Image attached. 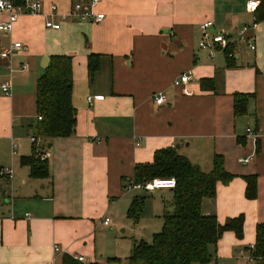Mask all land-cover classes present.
Listing matches in <instances>:
<instances>
[{
	"label": "crops",
	"instance_id": "0c3cea01",
	"mask_svg": "<svg viewBox=\"0 0 264 264\" xmlns=\"http://www.w3.org/2000/svg\"><path fill=\"white\" fill-rule=\"evenodd\" d=\"M40 1L44 15L50 5L60 15L82 0ZM248 1L106 0L97 7L105 15L98 24L56 16L60 29L52 30L45 28L44 15L21 16L10 33L0 32V53L21 44L9 59L0 57V168L12 171L9 180L0 177V264H61L64 251L90 264H126L101 258L97 234L115 227L114 216L129 220L131 201L122 179L131 180L134 167L150 163L163 148L175 149L205 173L214 155L223 157L235 178L217 184L216 197L202 201L201 213L220 224L244 215L243 239L224 233L215 261L247 260L255 227L264 224V21L246 34L255 46L251 51L237 34L255 23ZM207 21L211 32L230 37L233 67L227 66L225 49L199 47V27ZM91 54L100 56V64L90 82ZM54 55L72 58L75 133L41 139L38 149L49 154V176L33 179L20 158L31 154L36 81ZM184 74L190 80L173 86ZM202 79L213 80L214 90L202 91ZM2 84L11 86V96L2 93ZM159 93L166 96L161 106L153 101ZM236 93L252 95L243 117L233 113ZM246 158L250 162L242 164ZM248 175L257 176L255 200L244 197L242 177ZM106 218L108 226L102 225Z\"/></svg>",
	"mask_w": 264,
	"mask_h": 264
},
{
	"label": "trees",
	"instance_id": "16d2710c",
	"mask_svg": "<svg viewBox=\"0 0 264 264\" xmlns=\"http://www.w3.org/2000/svg\"><path fill=\"white\" fill-rule=\"evenodd\" d=\"M254 12V22L264 21V0ZM225 48L228 67H233L231 52ZM100 56L91 54L86 60L87 77L91 82L99 70ZM72 58L54 55L49 58L48 66L36 81V121L33 137L41 139L69 138L74 135L77 111L72 104ZM202 91L214 90L210 79L200 81ZM252 95L236 93L233 95V113L243 117ZM36 146L32 144L31 154L20 158V165L29 168L33 179H46L49 176L47 160H41ZM235 177L224 168V160L214 155L212 169L203 172L173 148L156 151L150 163L134 167L129 181L122 179V190L131 184H142L154 179L174 180L172 192L173 212L163 214L161 231L152 237L151 243L134 242L126 264H209L214 261L217 242L226 232L234 234L238 240L244 235V215L229 218L224 224L218 223L215 216L201 213L204 199L216 197L217 184L228 185ZM244 197L255 200L257 197V176H243ZM125 183V184H124ZM145 197H133L126 211V217L137 223L145 204ZM252 264H264V224L255 227L253 249H247ZM118 262L119 259H109ZM61 264H81L71 256L62 255Z\"/></svg>",
	"mask_w": 264,
	"mask_h": 264
},
{
	"label": "built area",
	"instance_id": "2783aa9c",
	"mask_svg": "<svg viewBox=\"0 0 264 264\" xmlns=\"http://www.w3.org/2000/svg\"><path fill=\"white\" fill-rule=\"evenodd\" d=\"M106 0H82L78 2H74L67 13L65 14H57V7L55 5H50L49 7V14L44 15V3L40 0H0V32L2 33H10L13 29V25L17 22L19 17L21 16H39L44 15L45 22L44 26L46 29H52V30H59L60 25L56 24L54 22V18L58 16L62 22H68V21H75V22H86L91 24H98L101 23L105 19V15L102 12H99L97 10V7ZM259 5V2L257 0H250L248 1L246 5V11L250 13H254ZM3 19V20H1ZM200 31H201V40L199 42V47L201 49H208V48H214L219 47L221 49H225L229 46L231 43L230 37L221 32H211V28H213V24L210 21L204 22L200 25ZM256 28V23H254L251 26H243L238 31V37L240 40H244L251 51H254L255 46L252 45L248 38H246V34L250 30H254ZM21 48L20 43H14L12 47L7 50L0 53V57L4 59H9L13 50H17ZM21 69H25L23 66ZM8 70L10 74L12 73V69L9 66ZM190 80V76L188 74H184L181 77L175 79L173 81V86L179 87L184 84H186ZM2 93L6 96H11V86L9 84H2L1 85ZM93 99L95 100H101L102 97L96 96ZM88 103H91V98H88ZM153 101L155 105L161 106L166 103V96L162 93L156 94L153 97ZM36 119L38 121L41 120L40 116H37ZM246 133L248 135H251V131L249 129L246 130ZM255 137V136H254ZM29 140L31 144L37 145V142H39V138H35L33 136L29 137ZM12 148H15V144H12ZM38 156H40L41 160H47L49 157V154L47 152L40 153ZM251 158L241 159L240 162L242 164H248L250 162ZM12 171L11 169H2L0 168V177L7 178L8 180L11 178ZM175 187L174 180H160V179H154L152 181H149L142 184H131L128 185L127 189H139L146 192H153L154 190H161V189H168L171 190ZM29 215H26L28 217ZM110 219L106 218L102 222V225L108 226L110 225ZM250 249H253V245L250 246ZM54 251L60 252V249L55 246ZM62 255H69L66 251L62 253ZM74 260L80 262L81 264H90L88 261H86L83 257H75L71 256ZM247 260L251 261L250 256L248 255ZM55 260H53L54 262Z\"/></svg>",
	"mask_w": 264,
	"mask_h": 264
},
{
	"label": "rangeland",
	"instance_id": "374dc122",
	"mask_svg": "<svg viewBox=\"0 0 264 264\" xmlns=\"http://www.w3.org/2000/svg\"><path fill=\"white\" fill-rule=\"evenodd\" d=\"M25 137L28 139L27 136ZM40 141L41 140H39L36 145V151L39 154L43 153L40 149H38L41 145ZM133 190L125 189L124 191H126L127 197L130 201L135 196L145 197L146 200L143 206L142 214L138 222L133 223L132 221L118 215L124 208L117 209L118 216L113 217L115 227L111 230L108 228L106 231L100 230L97 234V245H99V248L101 247L104 250L101 257L102 259L107 260L115 257L124 261L129 255L128 253L131 250L132 244L141 240L146 243H151L152 237L161 231L163 225V214H171L173 212L171 192H154L152 194L142 190ZM1 192L2 188L0 189V196ZM215 260L216 258H214V261L209 264H216ZM242 262V264H252L248 260H244ZM218 264H241V261L240 259L238 261L234 259L222 260L219 261Z\"/></svg>",
	"mask_w": 264,
	"mask_h": 264
}]
</instances>
